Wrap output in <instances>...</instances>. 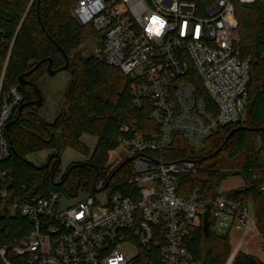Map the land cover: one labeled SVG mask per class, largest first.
<instances>
[{
    "label": "built area",
    "instance_id": "1",
    "mask_svg": "<svg viewBox=\"0 0 264 264\" xmlns=\"http://www.w3.org/2000/svg\"><path fill=\"white\" fill-rule=\"evenodd\" d=\"M256 1L214 0L202 11L182 0L73 3L72 18L96 33L94 57L128 77L134 107L147 110L157 126L147 139L133 123L121 124L117 149L132 159L124 167L130 165L129 175L102 192H82L81 199L63 191L29 199L12 188L11 170L5 166L12 156L9 130L24 94L19 86L3 91L5 66L0 82V201L12 215L31 223L13 248L16 255L26 257L28 264H196L188 243L208 205L213 233L217 228L231 238L242 231L245 238L257 231L264 251L249 206L224 197L221 187L213 199L197 189L180 196V177L198 173L197 163L164 157L175 135L198 151L218 129L245 121L251 67L264 64V52L252 58L242 51L236 4ZM3 38L0 31V43ZM243 240L227 264L241 253ZM0 264H11L6 249H0Z\"/></svg>",
    "mask_w": 264,
    "mask_h": 264
},
{
    "label": "trees",
    "instance_id": "2",
    "mask_svg": "<svg viewBox=\"0 0 264 264\" xmlns=\"http://www.w3.org/2000/svg\"><path fill=\"white\" fill-rule=\"evenodd\" d=\"M75 1L0 0V31L4 36L0 43V82L7 65L3 91L19 86L24 94L21 117L17 120L18 114H15L11 120L12 156L5 166L11 170L12 188L29 199L63 190L72 198L77 197L80 191L93 195L94 184L108 171L104 168L108 153L118 148L120 125L133 123L147 139L151 138L150 132L157 131L149 112L134 107L132 83L128 77L96 57H84L78 52L81 46L96 37V33L91 27H81L72 18L70 9ZM182 1L195 3L202 11L214 0ZM236 15L240 47L245 54L256 58L264 52V0H257L251 6L236 4ZM64 54L70 61L71 80L55 122L49 125L40 117L38 108L29 103L38 99L34 85L38 87L39 77L48 68L46 60H52V67L57 70L66 64ZM40 62L43 64L26 77L29 84L20 86L19 77L32 71ZM242 126L247 129L237 131L223 146L227 136ZM262 128L264 64L254 62L245 121L218 129L205 142V157L199 158L196 150L191 149L181 135L174 136L173 144L164 157L168 162L192 160L197 163L198 173L180 177V196L187 197L197 189L205 199H213L225 181L240 177L244 182L243 188L231 191L229 198L253 208L257 229L264 238V131H256ZM83 135L98 139L92 160L72 165L63 186L55 185L60 167L58 153L49 158L48 169L37 168L27 162V155L55 149L60 140L67 147L88 154L81 142ZM222 146L220 153L211 157ZM129 168L130 165L123 167L110 185L129 175ZM23 187L25 192L21 191ZM209 221L208 233L204 229L205 218L199 228L192 230L189 250L196 264H226L232 252L231 238L213 233L212 218L209 217ZM30 230L29 221L18 213L12 215L0 201V249H6L11 264H28L26 257L16 255L13 248L21 244ZM233 264L264 263L239 254Z\"/></svg>",
    "mask_w": 264,
    "mask_h": 264
},
{
    "label": "rangeland",
    "instance_id": "3",
    "mask_svg": "<svg viewBox=\"0 0 264 264\" xmlns=\"http://www.w3.org/2000/svg\"><path fill=\"white\" fill-rule=\"evenodd\" d=\"M97 40V37H95L90 41L86 42L83 46L78 49V52L81 53L84 57L94 56L97 47ZM70 80L71 72L69 70L60 72L55 76H50L48 74V70L46 69L45 72L42 73V75L39 77L38 88L44 99V103L42 107L38 108V112L40 117L45 121V123L51 125L55 122L58 111L62 104L63 95L70 83ZM81 142L86 146L88 154H83L75 149L67 147L65 143L60 140L55 149L45 150L39 153H31L27 155L26 159L30 163L34 164L36 167H43L48 163V160L51 156L58 153L61 160V164L59 167V171L56 174L57 176L55 181L56 183H58L63 179L66 172L72 165L86 164L92 160L93 154L98 144V139L91 135H83L81 138ZM196 152L199 154V158L205 157L207 155V152L200 148ZM128 158L129 154L122 151L121 149H116L109 152L104 165V168L108 171L106 172L105 176H103L102 174L98 182H96V188L101 189L102 187H104L105 183L107 182V179L113 173V171ZM114 183L115 182H113L111 185H113ZM243 183L244 182L240 177H232L225 181L221 185L220 189L224 191V197L229 198V193L225 192L228 186H237ZM238 189L241 188L236 187L233 191ZM64 193L65 195H67L66 191H64ZM84 193L88 194L86 191H84ZM81 195L82 191H80L78 199L84 197V195ZM250 209L251 215L255 218L256 214L253 208L250 207ZM214 231L218 235L222 236V233L217 228ZM243 238L244 232L242 231L234 232L231 235V254L233 253V250L237 247L238 242L243 240ZM129 250H132V248H129ZM240 254L249 255L251 257L257 258L258 260L264 263V251L261 248L260 239L258 237L257 231L252 230L245 236L243 240V248Z\"/></svg>",
    "mask_w": 264,
    "mask_h": 264
},
{
    "label": "water",
    "instance_id": "4",
    "mask_svg": "<svg viewBox=\"0 0 264 264\" xmlns=\"http://www.w3.org/2000/svg\"><path fill=\"white\" fill-rule=\"evenodd\" d=\"M65 56V62L66 64L60 68V69H57V70H54L53 67H52V60H46L48 62V74L50 76H55L57 75L58 73L60 72H64V71H68L69 68H70V61L67 57L66 54H64ZM43 64V62H40L38 63V65H36V67L34 69H32V71H30L29 73L25 74V75H22L19 77L18 79V84L22 87L24 86H27L29 84V82L26 80V77L31 75L33 72H35L41 65ZM34 88L38 94V99L36 101H33V102H30L29 105L30 106H35L37 108L39 107H42L43 103H44V99L40 93V90L39 88L34 85ZM24 108V105H22L19 110H18V117H17V120L21 117V113H22V109ZM247 128L242 126V127H239L235 130H233L228 136L227 138L225 139L224 143H223V146H225L229 140L231 139V137L237 132V131H241V130H246ZM256 131H264V128L262 129H256ZM223 146L221 148H219L213 155H211V157H214L216 156L218 153H220V151L222 150ZM60 159V158H59ZM132 159H128L126 161H124L121 165H119L118 168H116L113 173L110 175L108 181L105 183L104 187H102L101 189H97L96 188V183L94 184V190L96 193H99V192H102L104 190H106V188L108 187L109 183L111 182V180L118 174V172L123 168L125 167L129 162H131ZM28 163H30L29 161H27ZM32 164V163H31ZM60 165V160H59V164L58 166ZM37 168H44V169H48L49 168V163H47L45 166L43 167H37ZM69 172L70 171H67L66 174H65V177L62 181L58 182V183H55L56 186H63V184L66 182V180L68 179V176H69ZM99 178V173L97 174L96 176V181L98 180ZM210 208H211V205H208V212L207 214L205 215V224H204V229L205 231L208 233L209 231V228H210V221H209V217H210Z\"/></svg>",
    "mask_w": 264,
    "mask_h": 264
},
{
    "label": "crops",
    "instance_id": "5",
    "mask_svg": "<svg viewBox=\"0 0 264 264\" xmlns=\"http://www.w3.org/2000/svg\"><path fill=\"white\" fill-rule=\"evenodd\" d=\"M244 186V183L243 184H240V185H237V186H228V188L225 190L226 192L230 193L231 191H233L236 187L238 188H243Z\"/></svg>",
    "mask_w": 264,
    "mask_h": 264
},
{
    "label": "flooded vegetation",
    "instance_id": "6",
    "mask_svg": "<svg viewBox=\"0 0 264 264\" xmlns=\"http://www.w3.org/2000/svg\"><path fill=\"white\" fill-rule=\"evenodd\" d=\"M36 101V100H35ZM33 107H35V106H33ZM37 108V107H36Z\"/></svg>",
    "mask_w": 264,
    "mask_h": 264
}]
</instances>
